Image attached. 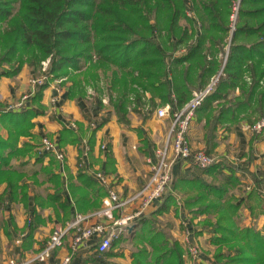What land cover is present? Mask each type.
<instances>
[{
  "label": "trees",
  "instance_id": "obj_1",
  "mask_svg": "<svg viewBox=\"0 0 264 264\" xmlns=\"http://www.w3.org/2000/svg\"><path fill=\"white\" fill-rule=\"evenodd\" d=\"M24 64L45 77L27 100L36 108H23L25 103L16 110L0 103V123H9L7 137L0 135V181L5 182L0 202L4 204H27V185L20 182L23 174L6 165L16 151L12 140L29 133L31 118L44 110L43 90L54 79L71 81L70 97L86 98L84 86L98 88L97 68L106 75L107 67H112L109 97L122 123L128 119L130 104V108L168 104L172 111L214 80L195 108V116L204 120L207 153L217 143L219 127L230 128L243 120L252 125L264 115V0H0V76L16 75ZM263 129L251 134L250 151L254 142L264 141ZM66 141L80 142L81 136L65 126L59 143ZM144 145L146 156L154 158L155 146L148 140ZM6 146L5 154L1 151ZM199 169L197 176L176 177L166 199L176 202L179 195L188 213L205 214L198 226L211 232L216 264H264V223L262 229L239 223L241 199L235 201L231 191L240 189L237 172L247 168L217 156ZM254 178L256 186H264V176ZM52 181L53 198L58 201L60 176L55 174ZM107 191L104 186L101 195ZM244 198L252 215L264 213L260 190L253 187ZM34 201L40 203L39 196ZM99 206L93 202L90 208ZM33 216L27 221L29 229L35 209ZM155 225L148 210L138 218L133 235L138 245L131 263L185 264L179 241ZM125 238L115 239L110 250L96 252L100 257L111 254Z\"/></svg>",
  "mask_w": 264,
  "mask_h": 264
},
{
  "label": "crops",
  "instance_id": "obj_2",
  "mask_svg": "<svg viewBox=\"0 0 264 264\" xmlns=\"http://www.w3.org/2000/svg\"><path fill=\"white\" fill-rule=\"evenodd\" d=\"M35 73L36 71L24 64L16 75H1L0 103L13 104L23 94L33 93L35 85L30 79ZM69 87V81L64 78L51 81L43 90L41 102L44 110L31 118L33 125L29 128V133L19 135L11 142L17 152L11 155L6 167L10 166L23 174L20 182L27 185L28 201L27 204L16 201L8 204L0 202V264H6L7 259L12 256L30 260L55 227L63 226L75 213L87 214L99 208L100 206L90 208V205L93 202L101 205V191L104 186L114 189L120 196H127L138 190L150 174V164L144 149L146 140L155 148L164 144L170 119L156 116V108L128 106V119L122 123L117 117L116 109L104 97L93 95L87 99L77 94L70 97ZM27 107L36 108L30 100L23 108ZM244 124L245 122L241 121L230 128L219 127L215 137L217 143L213 149L219 156H225L238 166L247 168L237 172L240 187L242 182H255V175L264 176V153L258 151L260 144L264 145V142L255 144L244 163L233 160V156L224 149V145L238 146L235 134ZM7 125L8 122L0 123V135L3 138L8 134ZM65 126L80 135L81 141H66L60 144V130ZM41 134L48 135L55 141L64 154L63 159L41 150ZM204 134V120L195 116L187 133L190 145L203 149ZM239 134L244 135L240 141L245 140V146L248 147L250 134L244 129H241ZM101 144H105V148H101ZM243 146L244 142L240 143V154L244 152ZM232 148L229 149L233 150ZM8 151L9 147L6 146L1 152L6 154ZM244 158H241L242 161ZM200 173V169L189 162L174 160L170 165L171 179L168 191L148 208L149 217L154 220L155 226L168 232L172 240L181 242L182 226L190 223L189 221L197 224L198 220L201 221L205 217L203 213L194 216L188 213L179 200V195L175 196L176 202L166 199L172 190V183L180 175L197 176ZM55 174L60 176L62 182L58 201L53 198L55 190L52 177ZM99 176H103L107 183L103 184ZM4 188L5 182L0 181V195ZM235 189L239 188L234 187L231 191ZM36 196H39L40 203L34 201ZM60 202H66L68 206L59 205ZM62 205L65 210L61 209ZM34 209L36 216L33 219V227L29 229L27 221L30 217L34 218ZM126 211H130V208ZM115 214L117 215V212ZM94 219L96 218L88 221ZM196 229L198 233L195 234L193 229V238L200 244L204 253L208 254L205 250L213 247L210 243L211 232L208 228L199 226L195 227ZM134 230L123 236L126 238L113 247L111 254L102 257L94 250L97 237L92 236L88 241L90 246L80 248L74 253L69 264H132L131 253L138 245L134 242ZM16 239L20 241L17 242ZM69 251L70 236H67L63 244L54 249L45 262L32 260L30 264H57ZM204 253H200L198 264H207V256Z\"/></svg>",
  "mask_w": 264,
  "mask_h": 264
},
{
  "label": "built area",
  "instance_id": "obj_3",
  "mask_svg": "<svg viewBox=\"0 0 264 264\" xmlns=\"http://www.w3.org/2000/svg\"><path fill=\"white\" fill-rule=\"evenodd\" d=\"M41 79L31 78L30 82L35 85L36 81L41 82ZM213 83L214 80L204 88L194 91L192 97L179 109L171 111L168 104L155 109L156 116L170 119L169 127L164 144L154 150V158L147 157V162L150 164V174L138 190L127 196H120L114 189L109 188L107 193L102 196L101 205L98 209L87 214L75 213L63 226L55 227L49 234L44 246L30 260L12 256L7 259L6 264H30L32 260L45 262L53 250L63 244L67 236H70V251L62 256L57 264H69L74 253H77L80 248L90 246L88 241L92 236L97 237L94 246L95 251H105L115 239L128 235L135 228L138 218L168 191L171 179L170 165L174 160L182 159L198 168L212 164L215 157L202 148H193L189 143L187 133L190 123L195 117L196 106L211 90ZM31 94L32 92L23 94L17 102L9 104L8 108L23 107ZM263 127L264 117L252 126L257 131ZM40 148L44 152L52 153L60 160L63 159V152L56 146L55 141L47 136L41 138ZM101 148H105V144H101ZM99 177L103 184L107 183L103 176ZM261 193L264 195V189ZM127 208H130V211L127 212ZM94 217L96 219L88 221ZM183 226L182 240L186 250L193 261H198L200 250L193 238L192 225L185 223ZM16 241L19 242L20 240L16 239Z\"/></svg>",
  "mask_w": 264,
  "mask_h": 264
},
{
  "label": "rangeland",
  "instance_id": "obj_4",
  "mask_svg": "<svg viewBox=\"0 0 264 264\" xmlns=\"http://www.w3.org/2000/svg\"><path fill=\"white\" fill-rule=\"evenodd\" d=\"M235 8V10H236V8H237V6H235L234 7ZM187 12L188 13H190L191 12V9H190V7L188 6L187 7ZM231 19L233 20L232 22L234 23V21L236 20V14L234 13V14H232L231 15ZM233 23H231L232 25H233ZM46 64H47V60L46 61H43V66H42V69H44L45 68V66H46ZM111 70H112V67H107V69H106V75L102 72V69L101 68H97V70H96V72L98 73V77L96 78V81L95 82H98V88L97 89H95L93 86H92V84H89V85H86V86H84L85 88H84V90H85V92L84 93H86V98L88 99L89 98V96L90 97H92L93 95L95 96H97V97H99V96H101V98L102 97H104L106 100H108L109 102H110V97H109V94H113V92H112V90L110 89V87H108V84H109V81H108V76H110V72H111ZM74 73H75V71H74ZM36 75H34L32 78H42L41 80H43L44 79V77H45V75L44 74H41V73H39V72H36L35 73ZM81 77V76H80ZM106 77V78H105ZM65 80L66 81H68V79H66L65 78ZM88 80H91V78H90V76H88ZM40 81L38 80V81H36V83H39ZM35 83V84H36ZM71 83V81L69 82V84ZM148 96V95H147ZM147 96H146V98H143V100L145 101V105H147V103H146V99H147ZM20 98H21V96H20ZM90 100V99H89ZM111 103V102H110ZM112 105V104H111ZM133 104H130V106H132ZM162 105H166V104H161V105H158L157 107H159V106H162ZM157 107H155V108H157ZM264 117V115H262L261 117H259L258 119H256V121H258L260 118H263ZM244 121V120H243ZM255 121V122H256ZM245 122V121H244ZM254 122V123H255ZM253 123V124H254ZM253 124L251 125V124H249V123H246L245 122V124L243 125V126H241V129L243 130H245V132H248L249 134H250V136H251V134L253 133V131H255V132H257V130H255V129H253L252 128V126H253ZM234 125V124H233ZM241 129H238V130H240L241 131ZM264 130V129H263ZM239 131V132H240ZM260 131V130H259ZM258 131V132H259ZM239 132L238 133H236L235 134V137H236V141H237V143H238V146L237 145H234V146H228V145H224L225 147H224V149L226 148L227 150H228V152L233 156V160H236L238 163H244L245 162V160H247L248 159V155L250 154V153H252V151H253V149H254V146H255V144L257 143V142H260V141H256V142H254L253 143V145H252V150L250 151L249 150V145H248V147H246L245 146V140L244 141H240V138H244V135H242V134H239ZM42 135V134H41ZM43 136H46L45 134L44 135H42L41 137H43ZM47 137L48 138H50L51 140H53L51 137H49L48 135H47ZM40 141H41V139H40ZM262 142H264L263 140H261ZM243 142H244V146H243V149H244V152H243V154H240L239 153V151H240V143H242L243 144ZM237 143H235V144H237ZM233 147V148H232ZM229 148H232L233 150H230ZM234 148H236V149H234ZM223 149V150H224ZM258 151H261V152H263L264 153V145L263 144H260V147H259V150ZM213 157H217V156H219V154H217V153H215L214 151H212L211 153H210ZM245 157L243 160L244 161H242V157ZM247 162V161H246ZM245 164H247V163H245ZM249 164V163H248ZM243 165V164H242ZM241 187H242V189H235V190H233L232 192L234 193V195L236 196V199H235V201H239L240 199H241V201H239L240 202V204H239V208H238V211H237V215H236V219H237V221L239 222V223H243V224H246V225H253L254 227H256L257 229H262V226H263V223H264V213H261V214H258L257 216H254V215H252L250 212H249V210H248V208L245 206V204H247V201L245 200V198H244V196H246V194H247V192H249L253 187H255V188H257L258 190H260V191H262L263 189H264V186L263 185H258V186H256V184H255V182L253 181V182H249V183H247V182H242V184H241ZM240 187V188H241ZM208 217L211 219V220H214V215H212V214H210V215H208ZM194 224V225H193ZM192 225H193V227L195 228H197V226L198 225H200L201 226V224H200V220H198L197 221V224H195V223H193ZM199 226V227H200ZM194 241H195V239H194ZM196 242V241H195ZM180 244H181V246H182V248H183V255H185V264H197V262L198 261H193L192 260V257H191V255L187 252V250H186V247H185V244H184V242H183V240H181V242H179ZM197 243V242H196ZM211 243V245L213 246L212 247V249H206L205 251L208 253V254H205L204 253V250L202 249V247L200 246V244L199 243H197V245H198V247H199V250H200V253L202 252V253H204L207 257L205 258V262H207L208 264H216L214 261H213V252H214V250H215V245L212 243V242H210ZM213 258V259H212Z\"/></svg>",
  "mask_w": 264,
  "mask_h": 264
}]
</instances>
